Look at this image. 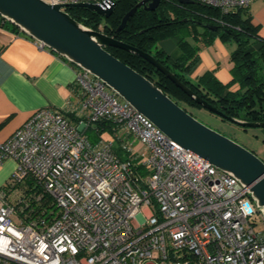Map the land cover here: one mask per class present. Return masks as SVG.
Returning a JSON list of instances; mask_svg holds the SVG:
<instances>
[{"label": "built area", "instance_id": "built-area-1", "mask_svg": "<svg viewBox=\"0 0 264 264\" xmlns=\"http://www.w3.org/2000/svg\"><path fill=\"white\" fill-rule=\"evenodd\" d=\"M193 1L227 12L255 0ZM74 69L68 113L37 109L0 142V164L15 163L0 188V264H264V220L248 189ZM88 130L109 138L91 144ZM27 180L52 199L47 217L27 219L18 188Z\"/></svg>", "mask_w": 264, "mask_h": 264}, {"label": "water", "instance_id": "water-1", "mask_svg": "<svg viewBox=\"0 0 264 264\" xmlns=\"http://www.w3.org/2000/svg\"><path fill=\"white\" fill-rule=\"evenodd\" d=\"M175 1L182 5L195 3L193 0ZM160 2L138 1L122 17L116 32L126 27L138 8L154 11ZM113 7L103 8L91 3L54 5L42 0H0V17L43 47L103 82L170 140L237 179L242 187L248 189L249 198L264 220V161L251 150L199 122L151 81L123 64L105 48L120 49L143 58L193 102L222 120L243 129H264V122H249L224 115L180 82L152 55L81 25L67 12L68 9L84 8L108 18ZM192 21L185 19L182 22ZM196 23L211 31L218 29V26L209 23Z\"/></svg>", "mask_w": 264, "mask_h": 264}, {"label": "trees", "instance_id": "trees-1", "mask_svg": "<svg viewBox=\"0 0 264 264\" xmlns=\"http://www.w3.org/2000/svg\"><path fill=\"white\" fill-rule=\"evenodd\" d=\"M137 2L114 0L112 14L104 19L84 8L68 9L67 12L81 25L152 55L180 82L224 115L249 122H264V39L258 36V26L252 23L248 8L223 12L199 2L182 5L175 0H161L154 11L138 8L127 21L126 27L116 32L122 17ZM185 19L193 21L183 23ZM2 21L3 25L19 31L4 19ZM196 22L209 23L218 26V29L211 31ZM216 38L228 46H233L230 54L231 83H238L237 91H230L229 85L217 81L212 72L203 73L195 81L188 77L198 62L201 47L211 44ZM163 40H174L180 52L178 58L172 59L158 47V43ZM105 49L151 81L190 115L193 116L191 108L202 109L143 58L120 49ZM98 126L102 131L100 133L110 129L107 123ZM25 184L27 189H23L22 194L26 196L23 209L27 219L47 217V211L54 209L52 199L35 187L31 180H27Z\"/></svg>", "mask_w": 264, "mask_h": 264}, {"label": "crops", "instance_id": "crops-1", "mask_svg": "<svg viewBox=\"0 0 264 264\" xmlns=\"http://www.w3.org/2000/svg\"><path fill=\"white\" fill-rule=\"evenodd\" d=\"M256 1L249 5L248 11L252 13H248L252 23L258 26V36L264 39V29L261 30L260 20L254 16ZM2 23L0 17V142L7 140L37 109L51 107L68 113L77 104L75 69L70 62ZM160 44L164 46L159 48L172 59L179 57L180 52L172 41L163 40ZM232 50L233 46L218 38L202 46L189 79L195 81L203 73L212 72L217 81L229 85L230 91H237L238 83H231ZM261 159L264 161V156ZM14 169L15 163L10 159L0 164V188L7 184Z\"/></svg>", "mask_w": 264, "mask_h": 264}, {"label": "rangeland", "instance_id": "rangeland-1", "mask_svg": "<svg viewBox=\"0 0 264 264\" xmlns=\"http://www.w3.org/2000/svg\"><path fill=\"white\" fill-rule=\"evenodd\" d=\"M253 3V2H252ZM256 9L257 10L256 14L254 15L255 18L260 20L261 23V30L264 29V0H257L256 1ZM252 13V11H248ZM104 19V18H103ZM258 35H260V32L258 31ZM174 43V40H170ZM164 46V44L158 43V47ZM191 113L193 116L202 124L205 126L217 131L218 133L236 141L238 144H243L247 145L244 146L248 150H251L250 148L252 147L254 151H252L256 156H258L261 159V156H264V129L262 128H248V129H243L240 128L236 125H233L225 120H222L221 118L209 113L208 111L204 109H197V108H191L190 109ZM86 138L90 141L91 144H95L98 140L100 139H108L109 135L108 134H101V135H95L93 131L88 130L85 133ZM19 194H22L23 189L26 188V184L23 183L18 187ZM18 193V192H17ZM16 193V195H17ZM256 221V227H261V216L257 215L255 218ZM150 264H167L166 261H160V260H155L152 261Z\"/></svg>", "mask_w": 264, "mask_h": 264}, {"label": "bare ground", "instance_id": "bare-ground-1", "mask_svg": "<svg viewBox=\"0 0 264 264\" xmlns=\"http://www.w3.org/2000/svg\"><path fill=\"white\" fill-rule=\"evenodd\" d=\"M73 65V64H72ZM73 67H74V65H73ZM123 101V100H122Z\"/></svg>", "mask_w": 264, "mask_h": 264}]
</instances>
